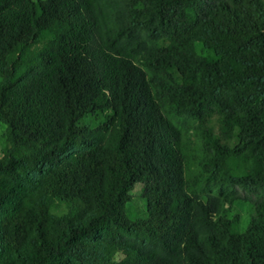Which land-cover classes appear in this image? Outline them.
Wrapping results in <instances>:
<instances>
[{
  "label": "trees",
  "instance_id": "1",
  "mask_svg": "<svg viewBox=\"0 0 264 264\" xmlns=\"http://www.w3.org/2000/svg\"><path fill=\"white\" fill-rule=\"evenodd\" d=\"M0 124V264H264V0H0Z\"/></svg>",
  "mask_w": 264,
  "mask_h": 264
},
{
  "label": "rangeland",
  "instance_id": "2",
  "mask_svg": "<svg viewBox=\"0 0 264 264\" xmlns=\"http://www.w3.org/2000/svg\"><path fill=\"white\" fill-rule=\"evenodd\" d=\"M5 126L0 124V158L3 155V149L7 145L4 137ZM132 201L127 205V214L132 220H142L147 217L146 202L143 198L142 186L136 185L132 191ZM59 214L66 212L65 206H62L56 210ZM254 212L253 206L246 202H240L233 207V214L238 215L241 218V229L245 231L249 218Z\"/></svg>",
  "mask_w": 264,
  "mask_h": 264
}]
</instances>
